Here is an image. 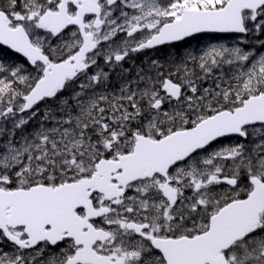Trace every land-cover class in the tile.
<instances>
[{"label": "snow or ice", "instance_id": "1", "mask_svg": "<svg viewBox=\"0 0 264 264\" xmlns=\"http://www.w3.org/2000/svg\"><path fill=\"white\" fill-rule=\"evenodd\" d=\"M0 264H264V0H0Z\"/></svg>", "mask_w": 264, "mask_h": 264}, {"label": "rangeland", "instance_id": "2", "mask_svg": "<svg viewBox=\"0 0 264 264\" xmlns=\"http://www.w3.org/2000/svg\"><path fill=\"white\" fill-rule=\"evenodd\" d=\"M203 42H207V40L205 39L204 41H202V43H203ZM224 42H228V40L226 39ZM192 43L195 44L196 42L193 41Z\"/></svg>", "mask_w": 264, "mask_h": 264}]
</instances>
